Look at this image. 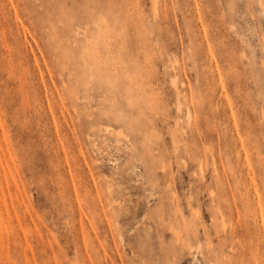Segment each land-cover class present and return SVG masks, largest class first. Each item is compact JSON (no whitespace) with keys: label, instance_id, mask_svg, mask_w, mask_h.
I'll return each mask as SVG.
<instances>
[{"label":"rangeland","instance_id":"rangeland-1","mask_svg":"<svg viewBox=\"0 0 264 264\" xmlns=\"http://www.w3.org/2000/svg\"><path fill=\"white\" fill-rule=\"evenodd\" d=\"M0 264H264V0H0Z\"/></svg>","mask_w":264,"mask_h":264},{"label":"bare ground","instance_id":"bare-ground-1","mask_svg":"<svg viewBox=\"0 0 264 264\" xmlns=\"http://www.w3.org/2000/svg\"><path fill=\"white\" fill-rule=\"evenodd\" d=\"M12 2V4H13V1H11ZM16 3V2H15ZM14 5V4H13ZM75 6V5H74ZM14 7V6H13ZM15 8V14L18 16L19 15V12L17 11V7L15 6L14 7ZM239 130V129H238ZM242 143H243V141H242Z\"/></svg>","mask_w":264,"mask_h":264}]
</instances>
